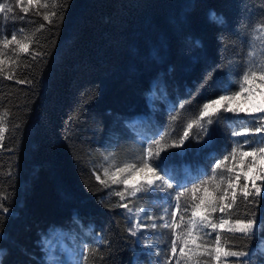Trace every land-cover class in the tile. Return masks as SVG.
I'll return each instance as SVG.
<instances>
[{"label": "trees", "instance_id": "obj_1", "mask_svg": "<svg viewBox=\"0 0 264 264\" xmlns=\"http://www.w3.org/2000/svg\"><path fill=\"white\" fill-rule=\"evenodd\" d=\"M4 2L13 13L0 14V33L28 36L30 48L16 54L10 46L0 72V196L9 208L0 212V264H48L40 237L53 227L99 249L81 264H134L126 210L112 186L96 177L102 157L110 153L120 161L141 152L133 117L147 115V131L172 127L177 135L203 103L224 94L264 24V0H46L48 9L22 0L27 13L16 0ZM45 11L62 20L44 21ZM239 123L224 119L209 126L212 140L205 147L192 140L187 150L169 149V167L179 176L183 164L201 166L192 179L210 175L215 159L222 161L235 139H245L230 135ZM157 197L124 202L149 209ZM250 201L238 197L229 212L239 219L255 213L264 225V194ZM161 234L157 245L168 257L171 235L167 229ZM222 241L234 250L248 245L249 264H264L256 248L264 228L251 241L241 234H225ZM146 257L139 254L138 264H147ZM199 264L217 262L199 258Z\"/></svg>", "mask_w": 264, "mask_h": 264}, {"label": "snow or ice", "instance_id": "obj_2", "mask_svg": "<svg viewBox=\"0 0 264 264\" xmlns=\"http://www.w3.org/2000/svg\"><path fill=\"white\" fill-rule=\"evenodd\" d=\"M16 4L21 6V11L25 13L29 11L21 0H16ZM28 4L38 5L42 9L49 8L46 0H28ZM10 13H13V6L0 0V14L6 16ZM52 16L62 20V16L56 11L43 13L44 21L49 23L53 22ZM213 19L216 18L213 16ZM255 33L242 71L223 90L224 94L203 103L195 117L188 119L186 126L182 125V132L175 138H170L168 142H165L166 137H171V132L163 134L156 132L152 137L142 134L140 156L134 162L116 166L109 176L111 185L124 186L123 190L115 192V195L122 201L119 207L124 208L129 214L131 235L136 236L142 229L154 230L157 227L172 230V255L165 258L164 264H172L173 260L175 264H189L193 257L197 258V264L199 258L214 259L217 264H223L228 258H236L234 264H249L251 251L248 245H244L240 250H234L235 246L225 244L222 236L241 234L246 240L251 241L257 236L258 230L264 228V225L258 224L255 213L249 218L239 219L233 218L229 212L233 210L238 197L245 201H249L251 197L250 202L256 204L258 198L264 194V24L258 26ZM12 45H15L12 49L14 53L27 54L30 48L29 37L18 38L14 32L8 38L7 35L0 33V72H3L6 64V50ZM210 79L211 74L205 83ZM257 95L261 98L258 105L254 104L247 109L233 106L240 97H244L245 102H248ZM186 103L188 102H181L179 109L183 110ZM172 111L175 112L176 109L173 108ZM227 113H231L232 117L226 116ZM177 119V115L171 117L172 122ZM224 119L240 121L238 126L231 130L230 135L245 139H235L230 153L225 155L222 161L219 158L215 159L210 175L205 171L195 179L181 182L175 170L168 165V150L176 148L187 150L192 147L190 143L192 140L197 142L203 140L201 147L207 146L212 140L209 126L219 125ZM4 132L3 117L0 116V140L3 139ZM172 132H175V129ZM144 144H147V147H144ZM230 159L234 161L232 166L226 167V171L222 170L225 162ZM104 172L108 176V169ZM97 180H100L99 176ZM158 193L164 194L161 199L165 201L159 205L162 210L160 216L162 223L159 225L146 210L140 207L134 210L129 207L128 202H124L126 195L133 199H150ZM5 199L6 197L0 196V212L7 214L9 208L4 206ZM145 218L153 222L149 225L144 222ZM73 222L78 223V218L73 217ZM144 243L151 245L152 241L145 240ZM97 251L98 248L87 247L58 249L52 252L54 259L48 264H81L82 260L86 262L89 255H94ZM155 251L159 256V250ZM261 251H264V247ZM60 256L65 259L60 260ZM157 264H160L159 259Z\"/></svg>", "mask_w": 264, "mask_h": 264}, {"label": "rangeland", "instance_id": "obj_3", "mask_svg": "<svg viewBox=\"0 0 264 264\" xmlns=\"http://www.w3.org/2000/svg\"><path fill=\"white\" fill-rule=\"evenodd\" d=\"M21 2H22V0H21ZM27 2H28V0H27ZM235 79L236 78H234L233 80H235ZM154 86H155V83L154 82L151 83L152 89L148 93L149 104H151V101H152L153 96L155 94L154 93ZM159 92H160V94L163 95L162 89H160ZM260 102H261V98L259 95H257L255 97V99L250 100L248 102H245L244 97H240L237 101H235L233 106L234 107H242V108L247 109L249 107H252L254 104L258 105ZM130 122L134 126H136L137 130H136L135 138L137 141H142V134L146 135L148 137H152L154 135V133H156V132H160L161 134H163L164 132H171L172 133L171 137H166L165 142H168L170 140V138H175L177 136V135H175V133L172 132V130H173L172 127L168 128V131H164V130L157 129V128L153 129V131H147L146 128H149V125L151 124V120L148 118L147 115H137V116L133 117L130 120ZM156 138H158V137H156ZM145 147H147V144H145ZM140 154H141V152H137V153L133 154L132 156H130L129 158H124L120 161L116 160V158L113 157L112 154H110V153L103 155L102 161L98 167V173H96V177L99 176L101 181H104V182L108 183L110 186H112L114 194L117 191H122L124 186L123 185H111V180L109 179V176H111V174L115 170L116 166H122L124 163L134 162V160H136L140 156ZM233 163H234V161H232L230 159L227 162L226 167L232 166ZM237 167H240V166L237 165ZM170 168H171V166H170ZM105 169H108V176L105 175V172H104ZM199 171H202L201 166H197L196 169L194 170L189 164H183L177 174L179 175L178 178L181 179V181H186V180H192V178H194L195 174H197ZM242 183H243V179L241 180V184ZM163 195H164L163 193H158L157 199L154 201V203L152 204V207H150L149 209L141 207L143 210H146L149 215H151L155 218V222L158 225L162 223V221L160 220V216L162 215V210L159 207V205H162L165 203V201L163 199H161V197ZM126 199H129V197H127V195H126ZM125 213L127 215V224H128V231H129V228H130V224H129V220H128L129 214L127 211ZM178 218L179 217H177V219ZM168 219L170 220V216L168 217ZM144 222L150 225L153 221L145 218ZM162 229H165V228L157 227L154 230L151 228L142 229L137 233L136 236L132 235L133 240H134V248H133V252H134L133 263L134 264H138V255L142 254V253H145L147 255V257H146L147 264H157L158 259L160 261V264H164L166 257L162 256L160 254V250H159V247L157 245L159 238L162 236V234H161ZM167 230H169L170 235H171V239H172L173 238L172 230L171 229H167ZM129 233H130V231H129ZM42 239H43V243H41ZM145 240L152 241V244L148 245V244L144 243ZM40 243H41V245L45 251V259L47 262L54 259V256L52 255L53 251H56L58 249L62 250V249H70V248H74V247H80V248L84 247L81 243H79L76 240V238L73 236V234H71L69 231H66L64 229H59L56 227L47 229L41 235ZM262 247H264V241H260L256 246V248L260 251H261ZM156 249L159 250V256H157V254H156V251H155ZM262 252H264V251H262ZM57 255H58V253H57ZM171 255L172 254H171V243H170V246L168 247V257H170ZM177 255H178V253H177ZM59 259L64 260L65 258L63 256H60ZM172 264H175L174 260L172 261Z\"/></svg>", "mask_w": 264, "mask_h": 264}]
</instances>
